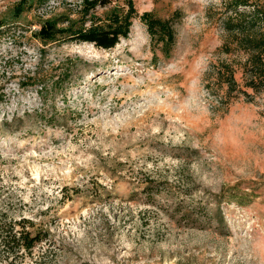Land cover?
Segmentation results:
<instances>
[{
  "label": "rangeland",
  "instance_id": "1",
  "mask_svg": "<svg viewBox=\"0 0 264 264\" xmlns=\"http://www.w3.org/2000/svg\"><path fill=\"white\" fill-rule=\"evenodd\" d=\"M131 1L173 41L140 18L108 50L65 40L127 0H0V221L39 239L2 264H264V92L214 80L243 59L228 0Z\"/></svg>",
  "mask_w": 264,
  "mask_h": 264
},
{
  "label": "trees",
  "instance_id": "2",
  "mask_svg": "<svg viewBox=\"0 0 264 264\" xmlns=\"http://www.w3.org/2000/svg\"><path fill=\"white\" fill-rule=\"evenodd\" d=\"M30 0H17L14 13L20 15L28 6ZM117 0H80L81 11L89 13L97 8H105ZM128 11L125 14H111L101 24H91L87 28L70 29L65 40L76 43L93 44L96 48H114L120 38H126L133 19H144L147 33L152 42L170 43L174 32L171 19L162 20L150 15L139 16L133 8L131 0H127ZM226 12L221 19V29L224 40L219 51L225 55L241 54L243 59L234 65L231 62L220 61L214 67V80L224 89L221 101L230 102L242 95L251 101L252 95L264 92V3L261 0H228ZM67 38V39H66ZM240 71L242 88L239 89L235 80L236 71ZM250 91L252 93L247 92ZM17 222L4 223L0 221V264L10 256L30 254L37 236L16 230ZM19 225V223L17 224Z\"/></svg>",
  "mask_w": 264,
  "mask_h": 264
}]
</instances>
